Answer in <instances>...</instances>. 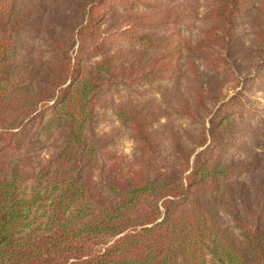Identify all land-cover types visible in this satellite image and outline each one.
Returning <instances> with one entry per match:
<instances>
[{"label": "trees", "instance_id": "16d2710c", "mask_svg": "<svg viewBox=\"0 0 264 264\" xmlns=\"http://www.w3.org/2000/svg\"><path fill=\"white\" fill-rule=\"evenodd\" d=\"M255 1L0 0V264H264ZM245 23L255 56L237 74ZM103 102L139 154L124 181L100 158L116 146L96 130Z\"/></svg>", "mask_w": 264, "mask_h": 264}, {"label": "rangeland", "instance_id": "374dc122", "mask_svg": "<svg viewBox=\"0 0 264 264\" xmlns=\"http://www.w3.org/2000/svg\"><path fill=\"white\" fill-rule=\"evenodd\" d=\"M259 1H255V3L252 5L255 9L258 8ZM249 4H251L249 2ZM118 22L108 21L107 24L104 26V28L107 30V33L110 31H113V29L117 26ZM198 28V27H197ZM240 33L243 36V45L248 46L249 50H252L251 54L247 56L246 54L237 56L235 58L236 65H238L239 72L237 74H243L245 73L246 69L249 67V65L254 61L255 51L253 50L252 45L250 43L252 33L250 34V28L247 23L244 24V26L239 28ZM255 42V40H253ZM225 62V55L223 52H212V59L211 63L214 67L223 66ZM235 69V68H233ZM231 72L232 70H228ZM251 70H248L247 72H250ZM261 71H264V68L261 69ZM202 78L206 82V88L212 91L218 96L223 97L224 95L228 94L230 85H227L225 82V79L220 76L217 72L209 71L206 73L204 70L201 71ZM227 87V88H226ZM248 94H252V98H257L263 101V94L261 90L254 88L253 90L249 91ZM115 97H112V103L114 101ZM109 102H103L97 105L96 111L98 114V122H97V132L99 134L101 133H111L116 134V146L113 149V151L105 152L101 155V161L103 164H106L108 168H110L114 175H116L120 180L124 181L126 180L134 171L137 169V163L139 160V154L133 144V142L128 137V133L126 129H123L119 123L117 122L116 118L114 117L113 111L111 109V106L108 104ZM245 121L250 125L251 127L254 126L258 131H263L260 135L257 133H254L253 128L249 130L250 136H253L252 138H256L258 135V141L256 146L257 149L254 154L257 155V158L264 159V119H258L253 118L252 115H249L246 117ZM177 124V132L178 134H182L183 129L189 130V132H194L193 130L189 129L187 124L181 123L178 120L175 121ZM58 144L53 141V143H47L45 146L41 148V150H38L34 157V164L41 165L44 160H46L49 156L54 153L55 148ZM255 146V147H256ZM199 148L198 150L203 149ZM245 181H248L246 179Z\"/></svg>", "mask_w": 264, "mask_h": 264}]
</instances>
